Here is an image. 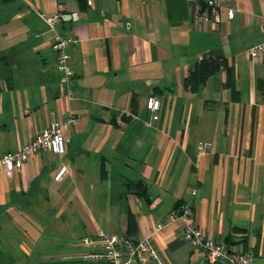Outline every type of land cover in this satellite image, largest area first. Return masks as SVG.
I'll return each mask as SVG.
<instances>
[{"label":"crops","instance_id":"obj_1","mask_svg":"<svg viewBox=\"0 0 264 264\" xmlns=\"http://www.w3.org/2000/svg\"><path fill=\"white\" fill-rule=\"evenodd\" d=\"M83 1L0 0V154L53 117L77 116L65 153L42 150L12 175L0 169L1 254L16 244L30 257L50 233L59 251L42 257L81 264L82 236L125 234L133 211L138 239L155 231L168 264H211L184 238L187 219L172 218L179 201L199 227L264 264V55H247L264 40V0H229L236 15L224 11L220 23L199 20L207 0ZM60 10L58 29L75 40L67 80L39 16ZM217 47L235 68L232 84L221 70L188 90L191 67ZM202 141L211 147L200 154Z\"/></svg>","mask_w":264,"mask_h":264},{"label":"built area","instance_id":"obj_2","mask_svg":"<svg viewBox=\"0 0 264 264\" xmlns=\"http://www.w3.org/2000/svg\"><path fill=\"white\" fill-rule=\"evenodd\" d=\"M228 1L207 0L205 6L197 13L199 20L220 23L223 20L224 11L227 12L230 19H233L237 9L227 7ZM87 2L92 4V0H87ZM64 15L65 13L61 10L55 13L39 12V16L54 32L52 47L56 53L57 70L64 74L67 80L74 75V69L70 64L69 46L75 40L58 29ZM71 17L77 20L79 15L77 12H72ZM247 55L251 59L263 56L264 40L251 46L247 50ZM69 97L73 98V94L70 93ZM147 102L152 116L156 117L161 105L160 99L151 94ZM76 122L77 116L75 114H69L63 119L53 117L49 124L38 132L32 140L16 150L0 154V169L8 175H12L15 171L21 170L31 156L42 150L59 155L65 153L68 144L65 131ZM210 147L211 143L208 141L199 142L197 146L198 153H204ZM66 172L67 166L59 167L55 179L62 180ZM175 217H178V215L172 214V218ZM180 217L187 219L183 230L184 238L204 250L209 263L256 264L257 256L254 251H239L217 240L212 233L206 232L190 220L191 210L189 208H186ZM160 228H162V225L159 223L156 230ZM154 233L155 231L137 241H132L125 234L108 235L104 231H98L95 234L87 232L82 236V243L90 248V251L82 253L81 258L86 262H105L107 264H168L153 241Z\"/></svg>","mask_w":264,"mask_h":264},{"label":"trees","instance_id":"obj_3","mask_svg":"<svg viewBox=\"0 0 264 264\" xmlns=\"http://www.w3.org/2000/svg\"><path fill=\"white\" fill-rule=\"evenodd\" d=\"M10 1V0H4ZM82 2H84L82 0ZM221 70H226L228 73L227 81L225 82L226 86L232 84L233 79L235 78V68L230 64L228 58L224 55L202 58L197 61L190 69L189 73L184 78L185 87L192 91L198 92L207 82V80L218 73ZM187 207L183 203L177 201L173 207L172 213H175L178 216H181L184 210ZM139 232V223L136 214L133 211L128 213V229L125 233V236L132 240L137 241ZM101 264H107L105 262H99Z\"/></svg>","mask_w":264,"mask_h":264},{"label":"rangeland","instance_id":"obj_4","mask_svg":"<svg viewBox=\"0 0 264 264\" xmlns=\"http://www.w3.org/2000/svg\"><path fill=\"white\" fill-rule=\"evenodd\" d=\"M79 236L76 235V243L79 242ZM43 237L45 240V242H43L44 244L42 243V246H39L38 248H36L33 252V255H31L30 257L26 256L24 250L16 246V244H14L11 249L8 248L5 251H3L4 256L3 254H1L2 252L0 251V264H56V263H53V260L44 258L42 256L44 254H49V253H54L56 251H59V248L57 246H60L61 241L60 239L58 240L60 243L58 242L53 243L49 241V240H52V241L54 240L53 234H50V233L44 234ZM80 242H82V238ZM83 246L79 248L76 247L75 251H79L81 249L83 252L90 251V248L86 246L83 247ZM81 260L82 258L78 259L75 257L74 262L81 263V264L89 263V262H86L83 260L81 261Z\"/></svg>","mask_w":264,"mask_h":264},{"label":"water","instance_id":"obj_5","mask_svg":"<svg viewBox=\"0 0 264 264\" xmlns=\"http://www.w3.org/2000/svg\"><path fill=\"white\" fill-rule=\"evenodd\" d=\"M222 55H224L223 48L217 47V48L210 49V50L204 52L203 58L214 57V56L218 57V56H222ZM7 57L8 56L6 54H3L2 56H0V62L2 59H6ZM6 64H9V62L7 61Z\"/></svg>","mask_w":264,"mask_h":264}]
</instances>
